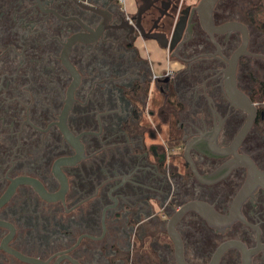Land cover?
<instances>
[{
  "label": "flooded vegetation",
  "instance_id": "1",
  "mask_svg": "<svg viewBox=\"0 0 264 264\" xmlns=\"http://www.w3.org/2000/svg\"><path fill=\"white\" fill-rule=\"evenodd\" d=\"M240 1L0 0V264H264V186L235 202L243 155L264 173L262 110L240 138L225 89L236 51V86L264 79Z\"/></svg>",
  "mask_w": 264,
  "mask_h": 264
},
{
  "label": "water",
  "instance_id": "2",
  "mask_svg": "<svg viewBox=\"0 0 264 264\" xmlns=\"http://www.w3.org/2000/svg\"><path fill=\"white\" fill-rule=\"evenodd\" d=\"M152 0H141V4L139 6L137 15L140 16L143 11H145L149 7V3ZM217 0H199L196 9L198 10V13L201 17H206L208 20V23L211 24V12L213 10V7L215 5V2ZM226 27H229V29H235L240 31L241 36H242V45L240 47L241 50L246 48L247 42H248V28L247 26L238 21H230L227 22ZM139 26V25H138ZM140 27V26H139ZM212 27V25H211ZM140 29H142L140 27ZM144 36L149 37V38H155L161 46H166V44L163 42V39L160 37L159 34L157 33H152V34H146L143 33ZM240 52L236 51L231 58L229 59V66L226 70V79H225V89H226V96L227 99L229 100V103L234 105L235 107L241 109L246 113V119L243 124V127L241 129L240 133V138L243 136V134L252 126L254 118L256 116L257 112V106L256 103H254L251 98L241 89H239L236 86V78H235V64H236V59L237 56ZM264 115V112L261 111V116ZM243 159L245 161V165L248 168V175L247 178L239 191L235 202L238 203L240 201L241 195L245 190L248 188L260 184L264 186V173L259 171L253 161L246 155H243ZM40 191V189H38ZM14 254L21 260L27 261V262H34L36 264H44L40 260L23 255L19 252H15Z\"/></svg>",
  "mask_w": 264,
  "mask_h": 264
},
{
  "label": "trees",
  "instance_id": "3",
  "mask_svg": "<svg viewBox=\"0 0 264 264\" xmlns=\"http://www.w3.org/2000/svg\"><path fill=\"white\" fill-rule=\"evenodd\" d=\"M244 2V9L242 11L245 22L251 26L255 31H259L264 35V0H241ZM240 1V2H241ZM237 7V6H236ZM252 86L251 99L258 104L260 110L264 112L263 93H264V79L259 75L250 73ZM259 116V115H258ZM259 132L264 137V116L257 121Z\"/></svg>",
  "mask_w": 264,
  "mask_h": 264
},
{
  "label": "crops",
  "instance_id": "4",
  "mask_svg": "<svg viewBox=\"0 0 264 264\" xmlns=\"http://www.w3.org/2000/svg\"><path fill=\"white\" fill-rule=\"evenodd\" d=\"M192 1V0H190ZM125 3V5L123 6V9L127 12L129 11H133L134 10V0H123V4ZM146 46H156V43L153 40H146L145 42ZM172 66V64L169 61H166L165 67H169ZM264 96V93H263ZM262 104L264 106V97H263V101Z\"/></svg>",
  "mask_w": 264,
  "mask_h": 264
},
{
  "label": "rangeland",
  "instance_id": "5",
  "mask_svg": "<svg viewBox=\"0 0 264 264\" xmlns=\"http://www.w3.org/2000/svg\"><path fill=\"white\" fill-rule=\"evenodd\" d=\"M185 1H190V0H185ZM125 5V3L123 4L122 3V6H124ZM154 57H156L155 55H154ZM158 59V58H157ZM157 62H159V60H157ZM164 63L166 64V60L164 61ZM259 105H261L262 106V103L261 104H259Z\"/></svg>",
  "mask_w": 264,
  "mask_h": 264
},
{
  "label": "built area",
  "instance_id": "6",
  "mask_svg": "<svg viewBox=\"0 0 264 264\" xmlns=\"http://www.w3.org/2000/svg\"><path fill=\"white\" fill-rule=\"evenodd\" d=\"M118 1H119V3H121V4L123 3V0H118Z\"/></svg>",
  "mask_w": 264,
  "mask_h": 264
}]
</instances>
